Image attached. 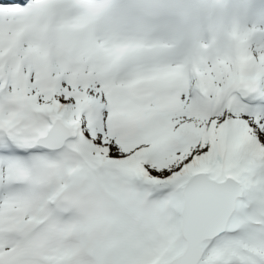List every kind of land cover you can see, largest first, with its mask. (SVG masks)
<instances>
[{
    "label": "snow or ice",
    "instance_id": "1",
    "mask_svg": "<svg viewBox=\"0 0 264 264\" xmlns=\"http://www.w3.org/2000/svg\"><path fill=\"white\" fill-rule=\"evenodd\" d=\"M84 7L0 3V264H264L254 29L69 68L46 21Z\"/></svg>",
    "mask_w": 264,
    "mask_h": 264
},
{
    "label": "clouds",
    "instance_id": "2",
    "mask_svg": "<svg viewBox=\"0 0 264 264\" xmlns=\"http://www.w3.org/2000/svg\"><path fill=\"white\" fill-rule=\"evenodd\" d=\"M166 17L182 26L193 53H206L217 39L230 37L234 27L209 24L204 36L193 6L177 0H86L81 11L46 21L48 43L67 67L102 70L128 44L170 41L159 32Z\"/></svg>",
    "mask_w": 264,
    "mask_h": 264
},
{
    "label": "rangeland",
    "instance_id": "3",
    "mask_svg": "<svg viewBox=\"0 0 264 264\" xmlns=\"http://www.w3.org/2000/svg\"><path fill=\"white\" fill-rule=\"evenodd\" d=\"M264 43V40L261 42V43H256L255 45H254V47H252L253 49L254 48H257V47H260L262 44Z\"/></svg>",
    "mask_w": 264,
    "mask_h": 264
},
{
    "label": "bare ground",
    "instance_id": "4",
    "mask_svg": "<svg viewBox=\"0 0 264 264\" xmlns=\"http://www.w3.org/2000/svg\"><path fill=\"white\" fill-rule=\"evenodd\" d=\"M262 41H260L259 43H261ZM256 43H258V42H256ZM256 43H252V44H250L251 45V47H254V45L256 44ZM262 46H264V43L260 46V47H262ZM255 49V48H254Z\"/></svg>",
    "mask_w": 264,
    "mask_h": 264
}]
</instances>
